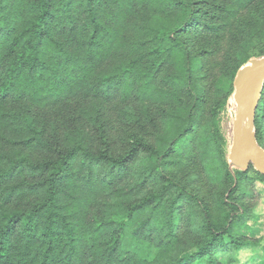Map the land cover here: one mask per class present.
<instances>
[{"label": "trees", "instance_id": "1", "mask_svg": "<svg viewBox=\"0 0 264 264\" xmlns=\"http://www.w3.org/2000/svg\"><path fill=\"white\" fill-rule=\"evenodd\" d=\"M256 38L264 0H0V264H225L254 245L246 172L203 120L207 79L233 83ZM130 99L117 149L101 106ZM74 104L91 130L37 113ZM256 126L264 147V90ZM196 166L213 201L178 174Z\"/></svg>", "mask_w": 264, "mask_h": 264}, {"label": "rangeland", "instance_id": "2", "mask_svg": "<svg viewBox=\"0 0 264 264\" xmlns=\"http://www.w3.org/2000/svg\"><path fill=\"white\" fill-rule=\"evenodd\" d=\"M253 42L248 52L250 58L243 66L248 65L251 59L259 58L264 55L260 54L264 50V43L257 38ZM206 82L209 92L207 96L208 110L203 123L208 121L211 133L212 131L216 133L218 141L217 148L227 159L229 168L234 171L244 170L246 172L245 182L242 183L239 194L245 208L247 220H245L246 226L240 229L255 241L254 245L247 246L238 252L224 253L225 257L222 258V260L225 264H254L252 258L264 256V181L260 178L254 166L248 169L239 168L233 164V160L230 158L233 124L237 113V103L234 99V81L231 83L225 80L216 70L213 76L207 79ZM215 89L218 91L217 94H214ZM220 101L221 103H219ZM219 104L222 106L221 108ZM73 106H76V116L71 113L68 115L67 111H63V116L59 115L56 110L52 111L49 107H38L37 113L42 116V118L49 121L50 128L55 133H66L68 129H74L78 127V125H82L85 131L91 130L92 123L89 122L88 117L80 113V108L77 104ZM132 106L139 107V104L135 100L130 99L124 103L115 101L106 104V106H101L104 109V118L107 119L110 126H112L111 132L117 142L115 145L117 149L119 148L118 146H120L121 140L124 139V128L128 126L125 119L119 116V108L127 109ZM86 108L90 109L91 104ZM219 108L221 109L219 110V114L214 116L212 111ZM67 115L68 117L66 118ZM187 171L191 172L188 177H186L187 175L185 174ZM178 174L184 180L192 178L191 184L193 188H195L206 200L213 201L216 198L217 186L208 179L202 167L196 166L194 169L192 168L184 172L178 171ZM231 257L234 258L233 262L229 261Z\"/></svg>", "mask_w": 264, "mask_h": 264}, {"label": "water", "instance_id": "3", "mask_svg": "<svg viewBox=\"0 0 264 264\" xmlns=\"http://www.w3.org/2000/svg\"><path fill=\"white\" fill-rule=\"evenodd\" d=\"M234 99L237 113L233 124L230 158L239 168L250 166L264 174V147L257 136L256 114L264 90V55L253 58L238 72Z\"/></svg>", "mask_w": 264, "mask_h": 264}]
</instances>
